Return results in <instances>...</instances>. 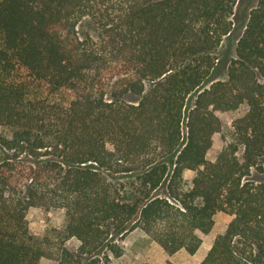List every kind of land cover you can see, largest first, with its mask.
I'll list each match as a JSON object with an SVG mask.
<instances>
[{
	"label": "trees",
	"instance_id": "obj_1",
	"mask_svg": "<svg viewBox=\"0 0 264 264\" xmlns=\"http://www.w3.org/2000/svg\"><path fill=\"white\" fill-rule=\"evenodd\" d=\"M240 1L0 0V264H107L136 228L171 264L221 211L203 264H264V0L204 86ZM32 206L62 224L36 233Z\"/></svg>",
	"mask_w": 264,
	"mask_h": 264
},
{
	"label": "rangeland",
	"instance_id": "obj_2",
	"mask_svg": "<svg viewBox=\"0 0 264 264\" xmlns=\"http://www.w3.org/2000/svg\"><path fill=\"white\" fill-rule=\"evenodd\" d=\"M260 0H241L236 7V15L234 17L235 19V27L232 32V34L228 35L223 44L221 45L218 54L220 57V62L217 68L215 69L213 75H211L206 83L205 87L209 86L212 83L213 78H226L227 73H228V66L231 62V60L236 57V48H237V43L238 39L242 35L245 26L249 20L250 12L251 10L257 6ZM80 30L83 35L87 34L88 32L95 34L96 31L94 29L93 24L91 21H84L80 24ZM198 93H194L193 95L190 96L188 103H187V114L191 108V106L194 104L196 96ZM130 99L136 100L138 99L137 96L132 95L129 96ZM247 107L243 106L240 112H234V113H221L220 116L224 121V131L223 136H219L216 139L214 147H212L209 152H208V158L211 160H216L217 155L223 146L224 143L227 141H230L233 139V128H232V121L237 117L240 113L246 111ZM185 134H187V128L185 127ZM195 172L193 170H187L185 172V176L188 179L189 182L192 181V178L194 176ZM253 178L257 181H264V173H261L257 171L255 168L253 170ZM230 214L226 212H218V215H216V227L215 229L218 230L220 228H223L226 223V218L229 217ZM65 216V210H52L49 213H47L43 208L39 206H32L29 211H28V221L29 225L32 230H34L38 234H42L45 232L47 227L49 226H60L64 220ZM223 226V227H222ZM148 239H151L148 236ZM79 243V240L73 239L70 244L72 245H77ZM207 243L204 245V248L198 254L194 255L196 258H200L203 252L205 251V247L207 246ZM125 247H126V240H125ZM131 251V250H130ZM190 256V254H189ZM110 257H117L114 254L110 253ZM41 260H43L42 264H53L50 259L43 257ZM112 260V259H111ZM109 261L107 264H111L113 261ZM116 260V259H114ZM118 260V259H117ZM116 260V261H117ZM168 261V260H167ZM171 261V260H170ZM169 263V262H168ZM41 264V261L40 263ZM118 264V262H116ZM123 264V263H120ZM146 264V263H145ZM170 264V263H169ZM171 264H187V260L180 255V257L176 256V259L174 262H171ZM198 264V263H195Z\"/></svg>",
	"mask_w": 264,
	"mask_h": 264
},
{
	"label": "crops",
	"instance_id": "obj_3",
	"mask_svg": "<svg viewBox=\"0 0 264 264\" xmlns=\"http://www.w3.org/2000/svg\"><path fill=\"white\" fill-rule=\"evenodd\" d=\"M218 215V213L216 214ZM216 218V217H215ZM217 219V218H216ZM232 219V216L229 215V217L226 218V222H229ZM216 223L215 226L212 229V231L205 237L202 245L200 246L199 250L191 254L189 253L185 248H182L175 252L171 257V262H174L176 259V256L184 257L187 260V264H203V260L208 254L209 250L213 246V243L218 235V233L221 231L222 228L216 230ZM223 227V226H222ZM207 243V246L205 247V251L201 255L200 258L194 257V255L198 254L204 248V245ZM131 250V251H130ZM190 254V256H189ZM111 264H145V263H151V264H169L167 261V253L165 249L155 240L148 239V235L141 229L136 228L132 232H130L126 237V247L125 251L122 255L117 257H111ZM114 259H118L117 261ZM43 263V260H41V264Z\"/></svg>",
	"mask_w": 264,
	"mask_h": 264
}]
</instances>
